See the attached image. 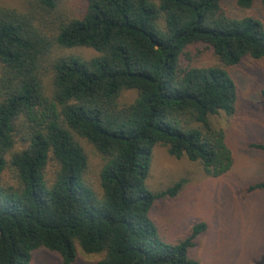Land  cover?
Here are the masks:
<instances>
[{"label":"trees","instance_id":"1","mask_svg":"<svg viewBox=\"0 0 264 264\" xmlns=\"http://www.w3.org/2000/svg\"><path fill=\"white\" fill-rule=\"evenodd\" d=\"M234 1L264 12V0ZM60 2L0 8V264H30L40 248L74 264L76 245L100 256L92 264H197L188 253L205 224L165 244L149 216L184 183L149 190L152 149L161 145L213 178L231 170L224 131L211 119L234 115L232 71L264 60V24L227 15L224 0H81L71 17L57 15ZM54 47L96 56L58 57L43 70ZM78 139L103 157L98 191L84 180ZM251 146L264 153V144ZM247 191H264V178Z\"/></svg>","mask_w":264,"mask_h":264},{"label":"rangeland","instance_id":"2","mask_svg":"<svg viewBox=\"0 0 264 264\" xmlns=\"http://www.w3.org/2000/svg\"><path fill=\"white\" fill-rule=\"evenodd\" d=\"M234 2L224 0L227 15L253 16L264 24V12L257 5L241 11ZM27 4L28 0H0V8L19 12L26 11ZM80 4L81 0H61L57 15L77 16ZM70 55L88 60L96 53L86 48L54 47L42 69L45 70L48 61ZM207 55L195 52L192 57L208 62L210 56ZM232 74L239 87L235 113L232 117L221 114L211 119L215 127L224 131L225 143L233 158L231 170L213 178L206 175L198 163L185 158L174 159L165 147L157 145L152 149L146 180L153 193L165 190L181 179L184 181L175 198L156 200L149 216L160 241L165 244L184 238L191 225L205 224V232L195 239L188 253L197 264H258L264 256V191H247L253 182L264 178V153L251 146L264 144V60H246ZM49 80L50 76L44 77L47 84ZM134 96L133 92L124 94L128 100ZM78 141L87 157L84 180L98 191L103 157L85 140ZM22 146L17 143L15 150ZM54 170L55 163L51 161L45 171L47 181L52 179ZM10 177V171L3 175L5 180ZM75 248L74 264H92L100 258L82 253L77 245ZM30 261V264H58L59 256L40 248L31 253Z\"/></svg>","mask_w":264,"mask_h":264}]
</instances>
